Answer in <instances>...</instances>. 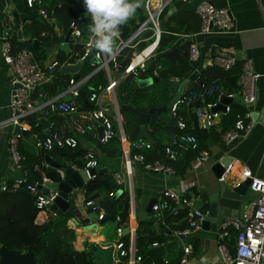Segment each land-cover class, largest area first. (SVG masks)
<instances>
[{"label":"built area","instance_id":"2783aa9c","mask_svg":"<svg viewBox=\"0 0 264 264\" xmlns=\"http://www.w3.org/2000/svg\"><path fill=\"white\" fill-rule=\"evenodd\" d=\"M171 1L172 0H142L141 9L145 12L144 17H141L126 38L119 39L118 41V52L124 46L134 47L128 62L122 69V71L126 70L132 62L130 68L127 69L124 75L132 73L133 76H139L140 72L145 69L144 61L155 54L159 36L161 32L164 31V29L160 28L159 21L163 19V11ZM25 3L27 6L31 7L34 4V0H25ZM36 9L40 17H44L49 22L51 21V18L47 17L45 7H37ZM194 10L200 18L199 30L201 32H208L212 27L220 31H228L232 27V17L225 6H215L209 0H201L195 6ZM69 26L71 27V31L65 42L67 45L68 41L71 43H81L82 52L79 54L74 52L76 57L72 61L65 60L59 62L55 58L56 50L53 48L45 59L38 61L34 58L32 51L28 47L14 48L12 46L13 39L11 31L15 27L8 16H4L2 19L0 55L3 63L10 72V88L7 102L9 115L6 119L0 120V126L10 124L13 126V129L15 126H18V130H12L7 138V148L14 168L20 167L19 163L22 156L18 149V142L23 135V131L30 130L31 125L36 127L40 123V120L44 119L40 128L32 130L30 133L32 144L37 149L50 150L55 147H66L73 150L79 145L81 136H88L91 139H95L97 127L100 128L99 142L102 143L109 141L114 134L119 131L121 155L125 157V168L110 173L113 181L117 185H126L127 189H129V181L126 176L128 177L129 175V167L132 166V161L141 162V165L147 169L172 174L173 169L169 165L161 163L158 160L143 163L142 155L139 152L130 153L131 148L136 150L148 148L151 142L143 137L128 141L124 133L120 130L118 115L113 114L111 110L106 108L103 97L106 94L112 93L113 87L116 85L112 77L108 74V70H112L116 73L115 57L109 59L98 53V51L90 45V33L85 40H78L80 29L76 27L75 23L72 21L69 23ZM55 28L56 26L54 25L53 29ZM147 29L150 30V34L146 37H140ZM40 34H45V32L41 31ZM179 36L185 39L189 34H180ZM18 38L20 40L25 39L22 36H18ZM141 41H144L145 44L139 49L135 48V44ZM61 42H63V40L59 43ZM150 44H152V47L143 55L142 60L139 61L137 55ZM87 53H89V57L86 62L92 66V69L88 73L82 75L79 72L80 68L78 70L79 75L76 78L72 76V73H69L65 85L57 89L55 94L51 96H46L44 92L37 90L43 83L52 79L55 73H60L62 65L74 63L82 59ZM185 53L189 61H198L199 49L194 40L190 38L187 39ZM236 60L237 58L233 51L227 52L225 50H219L215 51L210 56L208 64H215L223 69H228ZM99 69L103 71L106 70V83H97L94 86L87 85L86 79ZM150 74L157 75L156 69L150 70ZM256 76L257 73L252 70L249 59L244 58L242 70L237 77V83L239 84L237 92L239 93L241 103L247 104L254 100V79ZM172 78L178 79L177 77ZM83 84L87 85L85 89H89V93L85 96L90 104L89 107L83 105L79 96V88ZM186 85L182 87L180 94L169 107V110L174 116L175 126L179 130L184 128L185 120L180 113L176 112L178 104L187 105L193 104L195 101L199 102V104L193 105L191 108L195 116V124L199 128H208L215 125L221 115L230 110V101L224 103L222 109H213V106L218 102V97L222 92L218 84L211 82L204 85L200 82L196 88H186ZM34 93H36V97L33 96ZM214 93L217 94L216 97L208 100L207 97L212 96ZM65 94L68 95L67 98H63ZM225 95L232 97L234 93L228 92L225 93ZM56 113L66 115L67 120H61L55 123L52 116H56ZM33 114L35 116L34 121L30 124L26 117ZM252 124L253 122L248 118L246 111L236 113L233 125L220 134V139L223 142H229L233 138L246 134L251 129ZM171 143L182 151L188 148L195 150V153L189 160V169H195L207 159L208 155L206 150L198 148L196 137L192 133L180 132L171 140ZM163 150L165 156L169 159H175L177 151L171 145L165 146ZM81 161V166L75 164L70 165L75 168L84 169L87 177L90 178L91 176L88 173V168L97 166V156L94 152L93 142H91L90 146L83 147ZM33 168L35 170H40V165L34 164ZM56 171L62 178V170L56 168ZM40 172L42 173V171ZM24 173L25 171L23 169L22 179H13L9 185L6 184L5 180H2L0 182V191L15 189L18 183L24 180ZM223 173L224 171L217 176L218 180H222ZM241 175L243 178H249L247 189L253 191L255 197L241 207L239 215L233 218H222L217 224V230L215 232V249L217 256L213 264H264V178L252 175L247 167L241 169ZM44 179L47 178L42 174L40 182H26L25 184V187L34 196L35 206L38 211L44 209L45 204L52 200L56 194L55 189H50L45 194L39 192L36 184H42ZM112 193V191H109L108 197ZM197 199V194H188L187 187L185 188L183 185L176 187L165 186L159 192L158 196L154 198L149 210H151V216L156 221L161 222L166 211L173 210L176 205H178V207H186L187 225L180 229L173 230L172 234L175 237H190L199 229L200 218L206 210L201 209L200 206L195 204ZM85 204L90 205L92 201H85ZM101 216L102 209L98 208L96 218H101ZM114 219L118 221V216L115 215ZM125 227L128 229L126 234L129 239L126 248L123 245V241L119 238L123 233L122 226L118 223L114 225L115 239L112 244L113 264H135L141 261V256L133 252L135 249H133L132 239L134 237L133 232L135 228L130 223H127ZM228 228H231L233 231V255L230 254L228 246L224 241L230 234ZM163 242L157 243L153 241L150 246H156ZM189 250L190 244L185 243L182 245L181 253L178 257L180 263H185L187 261ZM162 261L164 264L168 262L165 258H162ZM149 264H154V262L150 261Z\"/></svg>","mask_w":264,"mask_h":264},{"label":"trees","instance_id":"16d2710c","mask_svg":"<svg viewBox=\"0 0 264 264\" xmlns=\"http://www.w3.org/2000/svg\"><path fill=\"white\" fill-rule=\"evenodd\" d=\"M12 2L14 8L19 13H28L34 16L22 20L20 34L25 37V39L20 40L14 31V36L12 37V46L14 48L28 47L32 51L34 58L38 61L45 59L47 54L53 50V48L56 50L55 58L59 62L65 60L72 61L76 57L74 52L78 54L82 52L81 43H71L68 41L69 50L67 52L60 49L58 45L59 42L63 40L64 34L69 27V23L78 13L85 11L83 0H48L46 4H44L43 0H34V4L31 7L26 5L25 0H12ZM37 6L46 8L47 17L51 18L50 22L44 17H35L38 16V13L34 10ZM181 17L180 14H175L165 20L164 31L161 32L155 49V54L152 55L153 63H151V67L149 68L150 70L156 69L157 76L159 77H177L178 79H182L196 68L197 61H189L185 53L187 40H182L178 35L187 30V25L180 20ZM137 22L132 19L127 25L123 26L119 39L126 38ZM89 24H91V20L88 15L75 22L76 27L80 29L78 40L83 41L86 39L89 34ZM54 25L62 29L61 33L57 34L54 32ZM41 31H44L45 34H40ZM33 36L39 39V44L36 47L30 46V39ZM144 44L145 42L141 41L135 44V48L139 49ZM174 45L180 48L182 58L180 61H169L164 58L156 57L158 52ZM133 49L134 47L124 46L119 50L115 56L116 73L122 71L128 62ZM232 67L233 65L228 69H223L215 64H207L199 70L198 78L204 85L211 82L218 84L222 93L225 94L231 92V88L235 90L239 88L236 78L240 72L234 76L235 71ZM91 69L92 66L88 62H85L80 67L79 72L83 75L88 73ZM149 71L148 67L145 66V69L140 72L139 76H145L150 73ZM68 76L69 73L57 72L52 79L43 83L37 90L44 92L46 96H51L55 94L57 89L65 85ZM97 83H106V76L102 69L93 72L86 79V84L89 86H94ZM198 85L199 84L195 81H190L187 83L186 88H196ZM166 86L167 84L163 81H157L133 91L134 84L123 78H120L115 85L117 96L122 93V96H118V101L121 104H129L135 109L148 108L156 101L157 97H161V100L165 101L168 96L165 92ZM87 93H89V89L84 90V96H86ZM216 95L217 94L214 93L212 96L207 97V99H214ZM33 96L36 97V93H34ZM197 104H199L198 101L187 105L178 104L176 112L180 113L185 120V126L181 130L175 125H167L163 127L161 123L156 121V113H149L146 119V125L149 129L148 132L153 137V142H151V145L148 148L137 150L131 148L130 153L139 152L142 155L143 163L158 160L161 163L167 164L173 169V173L181 176L184 173L189 160L195 153V150L188 148L184 150V156H182L179 152L180 150L171 143V140L180 132H189L195 135L198 148L204 149L202 137L213 133L216 138H219L223 131L229 129L233 125L235 114L244 111L243 106L240 105L237 100L230 101V110L220 117L218 130L214 131V128H212L213 126L208 128H199L196 126L195 116L191 108L193 105ZM119 112L121 115L123 133L126 139L128 141L137 139L139 137L137 135L139 126L137 118L126 109H119ZM34 117L33 114L27 116L26 119L32 124ZM43 121L44 119H41L36 127L31 125V129L27 131L28 134L23 133L22 137L30 138V141L32 142L30 133L32 130L39 129ZM162 128L169 130L170 135L168 134L169 137L167 141H162V136L158 133ZM155 145L162 148L171 145L177 151L175 159H169L167 156H159ZM98 146L100 150L107 155H121L119 135L117 132L109 141L103 143L100 142ZM78 147L79 146L76 148ZM18 149L22 156L19 165L25 171L24 180H21L13 190L6 189L0 191V244L8 249H17L21 251L27 249L32 250L36 264H94L92 251L97 246L94 243L85 242L81 248H75L73 244L75 232L72 228L66 225V216H58L50 223L44 222L38 224L34 222V217L38 212V209L35 206L33 194L25 187L26 182H40L42 174L50 180L57 181L61 179L55 167L40 163V161L44 160L45 154L52 157L58 155L56 161L60 164L63 163L60 159L72 160L73 164L77 166H81L82 161L78 157H75L76 155L67 158L66 155L69 148L66 147H55L50 150L36 148L37 153H34V151L31 150H22L21 144L18 142ZM82 153L83 151L77 155H82ZM34 164H39L40 170H35L33 168ZM40 171H42V173ZM5 181L6 184L9 185L13 181L12 176L8 177ZM119 187L120 185H117L113 181L110 173L95 174L88 178L83 184L84 200H90L93 203L94 201L107 198L109 191L114 192ZM195 194H197L199 200L202 199L199 197L198 193L195 192ZM206 205V203H202L200 205L201 209H205ZM128 206L129 192L127 188H122L117 197L113 200L111 217L109 220L115 221L114 217L117 215L118 221H115V224L118 223L122 228L125 227L128 219ZM91 209L97 211L98 207ZM186 212V207H175L173 210L166 211L163 215L162 221H157V229L154 228V222L156 220L151 216V210H149L143 218L138 220L135 227L134 252L141 256L142 264H149L150 261H153L154 264H164L162 261L163 256L160 253L148 252L147 249L153 241H156L157 243L165 241L168 231L172 232L175 229L185 227L187 225ZM119 238L123 241V245L126 248L128 244V235L122 233ZM224 241L228 246L230 254L233 255V231L230 232L229 236ZM169 263L170 261H168L167 264Z\"/></svg>","mask_w":264,"mask_h":264},{"label":"crops","instance_id":"0c3cea01","mask_svg":"<svg viewBox=\"0 0 264 264\" xmlns=\"http://www.w3.org/2000/svg\"><path fill=\"white\" fill-rule=\"evenodd\" d=\"M47 1L48 0H43L44 4H46ZM200 1L201 0H172L165 7L162 14V18L164 19V27L165 20L168 17L175 14H180L182 16L180 20H182L183 23L187 25V30L186 32L179 33L178 35L189 34V36H187L185 39L187 40L190 38L198 45L199 59L195 68L198 71V74L199 70L204 67V65L208 64L210 56L215 51L225 50L227 52L233 51L235 53L237 60L232 67V69L235 71L234 76H236L238 72H241L244 58L249 59L252 70L257 73V76L254 79V100L250 103L243 104L239 99V93L237 92V89L235 90L231 88L230 91L234 93V97H237L236 100L240 105L243 106L244 111L247 112L248 118L253 122V124L251 129L246 134L234 138V140H230L229 142H223L220 137L216 138L215 134L213 135V133L202 137L204 149L208 155L207 159L195 169H189L188 162V165L181 176H178L175 173L170 174L147 168L143 169L136 166L129 167V175L128 177L126 176L127 180L129 181V206L127 209V223L132 224L134 228L136 227L138 220L147 214L142 213L147 200L150 197L156 198L159 192L165 186L176 187L183 185L185 188L187 187L188 194H195L196 192L200 196L201 193H205L204 197H202L201 200L198 199L195 204L198 206H200L202 203L207 204L206 194L210 193L212 189L217 186L216 182L218 181L216 175H214L211 170V165L222 155H229L231 157V160L222 175V181L226 184V186L233 185L243 178L241 175V169L243 167H247L251 171L252 175L264 178V0H209L215 6L227 7L232 17L233 28L228 31H220L215 29V27H212V29L208 32H201L199 30L200 18L195 12L194 8ZM37 7L34 8L36 12ZM12 9H15L12 0H0V34L2 29V19L4 16H8L13 23V19L10 14ZM133 19L135 22L141 19V9L137 8ZM22 20L23 19L19 21V27H21ZM14 31L16 32L15 28L11 31L12 37L14 36ZM61 31L62 29L57 26L54 29V32L57 34L61 33ZM19 36L22 35L19 34ZM30 40H37L39 43V39L37 37L33 36ZM151 47L152 45L148 47V49ZM152 57L153 56H150L144 61V65L148 68L151 67V63H153ZM126 70L120 71L118 73L108 70V74L110 77H112L114 83H117V81L124 75ZM105 71L103 72L107 80V74ZM9 80L10 72L7 66L3 63L0 55V120L6 119L9 115V109L7 106L10 88ZM129 82L131 83L130 80ZM116 91V87L114 86L112 93L106 94L103 97L106 108L111 110V112L115 115H117L116 108L121 104L118 101V96H122V93L117 96ZM165 92L168 94L166 100L163 101L161 100V97H157L156 101L153 103L154 105L159 107L166 104L174 90L169 85H167L165 87ZM67 97V94L63 96V98ZM118 113V117H120L121 121L120 112ZM55 115L56 116H52V119L55 121V123H58L61 120H67L66 115L59 113H56ZM155 116L157 118L156 121L161 123L163 127L167 126V124H165L168 118L166 111H158ZM219 120L212 127L214 128V131L218 130ZM145 126L146 131L148 132L149 129L146 125V122ZM12 130L13 126L10 124H4L0 126V182L2 180H7V178L11 176V170L14 168L7 148V138ZM158 133L160 136H162V141H167L170 135L169 130L164 128L160 129ZM91 142H93L95 145V140H91V138L88 136H81L78 146H90ZM19 144H21L22 150L26 149L28 151L31 150L34 151V153H37V149L33 146L30 138L21 137ZM73 150L69 149L67 154ZM94 151L97 156L96 167L102 169L101 173L109 174L112 171L123 170L125 168V157L123 155H107L100 150L98 145L94 146ZM75 157H78L81 160V155H76ZM50 158L56 161L58 155L56 157L50 156ZM60 161L63 162L62 164L73 165L72 160L69 159H60ZM40 163L47 164L44 160L40 161ZM123 188H127V186L124 185ZM246 192V197L240 201L233 199L229 200L230 207H235L240 210L241 207L245 205L247 201H249L245 200L246 198L251 200L255 197V193L253 191L247 189ZM71 196L73 198H70ZM68 197L70 198L69 201L71 205L75 206L74 217L77 220L76 223L69 217H67L66 220V225L72 228L75 232V237L73 240L74 247L81 248L85 242L94 243L99 247H112L113 241L115 239V221L107 219L101 222L98 220L99 218H96L97 211L89 209L88 205L85 204L83 185L81 187L74 188L68 194ZM233 215H235L233 210L232 212H229L228 208L224 209L218 207L213 229L210 226L207 228L203 227L200 220L199 229H197L190 237H176L178 246L166 249L162 255V258L170 261L169 264H180L178 257L181 253L182 245L188 243L190 244V250L187 255V261L182 264H213L217 256L215 249L214 230L222 218H229ZM83 218H87L88 220L82 221ZM47 219L48 210L44 208L36 213L34 222L41 224L47 222ZM158 222H154L155 229H157ZM86 224L95 227L93 230H91V232H93L96 237L89 239H84L82 237V234L85 232L83 229L85 228ZM133 234L135 237V229ZM167 234L168 235L166 236L165 241L175 237L172 232L168 231ZM134 237L132 239L133 249H135ZM211 240H213V242ZM99 263L100 260L95 258L94 264ZM135 264H142V261H139Z\"/></svg>","mask_w":264,"mask_h":264},{"label":"water","instance_id":"95a60500","mask_svg":"<svg viewBox=\"0 0 264 264\" xmlns=\"http://www.w3.org/2000/svg\"><path fill=\"white\" fill-rule=\"evenodd\" d=\"M58 1V0H57ZM140 6L138 9H141V3L142 0H139ZM10 14L13 19V24L16 30L17 36L20 34L19 30V21L21 19H27V18H32L34 17L32 14H23L19 13L15 9H12L10 11ZM145 12L143 9H141V17H144ZM87 16L85 14V11H82L78 13L72 20L73 23H75L78 19ZM36 18H40V16H35ZM159 26L161 29H164V19H161L159 21ZM231 27L230 29H232ZM71 31V27L69 26L68 29L66 30L64 37H63V42L59 43V48L62 49L64 52L68 51V45L65 42L67 39L69 32ZM150 34V30H145L140 37H146ZM37 40H33L30 43V46L36 47L38 45ZM89 57V53H87L82 59L74 62V63H66L62 65L60 68V73H72L73 77H78L79 73L78 70L81 67L83 63L87 61ZM157 58H164L169 61H180L182 58L180 56V50L179 47L174 45L171 46L170 48L164 49L156 54ZM150 68H148V71ZM150 72V71H149ZM124 80H130L134 84V89L133 91H136L137 89L150 85L154 82L157 81H163L167 85H169L173 90V94L170 96L169 101L157 107L156 105H150L146 109H135L129 104H120L119 107L116 108L117 115L119 114L118 110L119 109H126L130 111L138 120L139 126H138V132L137 135L140 137H143L147 139L149 142H152V136L146 131V126L145 122L147 119V116L149 113H157L158 111L167 112V121L165 124L167 125H175L174 122V116L172 112L169 110L170 104L175 101V99L178 97L180 94L182 87L186 85L190 81H195L196 83L200 84V79L198 78V71L196 69H193L186 77L182 79H173L172 77H159L157 75H151L150 73L145 75V76H133L132 73H127L123 76ZM87 87L86 84H83L79 88V96L81 98V102L83 103L84 106L89 107L90 104L87 101V99L84 96V89ZM237 97H229L226 96L224 93H220L218 97V102L216 103L215 106H213V109H222L223 104L232 100H236ZM155 119L156 116H155ZM118 123L120 130L123 133L122 129V124L120 121V117H118ZM97 135L95 139V145H99V138H100V128L97 127ZM14 131L18 130V126H15ZM24 134H28L27 131H23ZM234 140V138L232 139ZM231 140V141H232ZM155 148L157 150V153L159 156H165L164 150L162 147L155 145ZM83 151V147L80 146L73 151L69 152L66 156L67 157H72L77 155L78 153ZM182 156H184V151L180 150L179 151ZM231 160V157L229 155H222L220 156L212 165H211V170L216 175H220L224 169L227 167ZM44 161L47 163V165H50L55 168H60L63 172V176L60 180L54 181L50 179H44L42 184H36L37 189L41 194H45L48 192L50 189H55L56 194L53 197L52 200L47 202L45 204V208L48 210V219L47 223H50L53 221L56 217L58 216H66L69 217L71 220H73L75 223L77 220L74 217V212H75V206L71 205L69 199L73 198L72 196L69 198L68 194L74 189L81 187L83 183L88 179L86 172L82 168H75L69 164H60L59 162L53 160L50 158L48 154L44 155ZM132 166L140 167L145 169L141 165V162L139 161H132ZM22 170L23 168L17 167L13 168L11 170V176L13 179H22ZM102 172L101 168L97 167H90L88 168V173L92 177L95 174H99ZM249 182V178L245 177L237 181L233 185H227L222 181L218 180L217 186L212 189V191L208 194H206V199H207V205H206V210L205 213L201 216V224L203 227L207 228L210 226L212 229L214 228V223L216 221V216H217V208H228L229 212L232 210L235 212V215L230 216L229 218H233L237 215H239L240 210L235 208V207H230L229 205V200H238L240 201L244 195V193L247 190V184ZM123 186L120 185L118 189H116L109 197L94 201L92 204L88 205V208H96L100 207L102 209V216L99 218V221H104L107 219H110L111 217V206L113 203V200L117 197L119 192L122 190ZM72 194V193H71ZM205 193H201L199 196L200 198L204 197ZM154 198L150 197L144 207V210L142 211L143 214H146L149 209L150 205L153 202ZM178 207V205H176ZM87 218H83L82 221H87ZM91 225H85L86 227H89ZM128 232L127 227H123V234H126ZM177 238L174 237L172 239H169L167 241H164L163 243H160L156 246H149L147 251L148 252H158L160 254H163L164 251L170 247L177 246ZM112 247L107 246V247H95L94 250L92 251L93 257L97 258L100 260L99 264H113L112 263ZM0 264H36L35 263V257L34 253L32 250H17V249H8L4 245L0 244Z\"/></svg>","mask_w":264,"mask_h":264},{"label":"clouds","instance_id":"9594fccd","mask_svg":"<svg viewBox=\"0 0 264 264\" xmlns=\"http://www.w3.org/2000/svg\"><path fill=\"white\" fill-rule=\"evenodd\" d=\"M139 0H83L85 14L90 17V45L106 58L118 52L121 29L132 20Z\"/></svg>","mask_w":264,"mask_h":264},{"label":"bare ground","instance_id":"6f19581e","mask_svg":"<svg viewBox=\"0 0 264 264\" xmlns=\"http://www.w3.org/2000/svg\"><path fill=\"white\" fill-rule=\"evenodd\" d=\"M151 45H152V44H150L148 47H150ZM148 47L145 48L144 50H142V51L137 55V57L139 58V61L142 60L143 55L146 54V53L148 52V50H149ZM133 61H134V59H133ZM131 64H132V62L130 63V65L128 66L127 69L130 68ZM126 71H127V70H126ZM94 228H95L94 226H89V227L84 228L83 230H84L85 232L82 234V237H83L84 239H89V238H94V237H96V235H95L93 232H91V230H93Z\"/></svg>","mask_w":264,"mask_h":264},{"label":"rangeland","instance_id":"374dc122","mask_svg":"<svg viewBox=\"0 0 264 264\" xmlns=\"http://www.w3.org/2000/svg\"><path fill=\"white\" fill-rule=\"evenodd\" d=\"M248 193H249V192H248ZM245 195H247V192L244 193L242 199L246 197ZM242 199H241V200H242ZM197 200H198V199H197ZM197 200H196V201H197ZM245 200H250V199H249V198H246ZM247 202H248V201H247ZM247 202H246V203H247ZM216 230H217V229L215 228L214 232H216ZM228 230H229L230 232H232V229H231V228H228ZM211 241L213 242V240H211ZM177 246H178V245H177ZM177 246H175V247H177ZM216 254H217V253H216ZM161 255H163V254H161ZM94 260H95V257H94ZM176 264H179V263H176ZM180 264H182V263H180Z\"/></svg>","mask_w":264,"mask_h":264}]
</instances>
